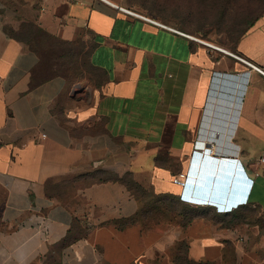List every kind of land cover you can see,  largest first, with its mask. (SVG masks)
<instances>
[{"label":"crops","instance_id":"1","mask_svg":"<svg viewBox=\"0 0 264 264\" xmlns=\"http://www.w3.org/2000/svg\"><path fill=\"white\" fill-rule=\"evenodd\" d=\"M121 2L0 0V264H176L183 241L196 264H264V74L242 61L264 71V15L219 51ZM15 23L87 47L93 74L42 70ZM209 145L225 193L202 186ZM186 172L232 209L184 201ZM127 177L177 209L124 225L145 206Z\"/></svg>","mask_w":264,"mask_h":264},{"label":"rangeland","instance_id":"2","mask_svg":"<svg viewBox=\"0 0 264 264\" xmlns=\"http://www.w3.org/2000/svg\"><path fill=\"white\" fill-rule=\"evenodd\" d=\"M128 10L150 17L164 25L178 29L208 43L224 47L233 46V25L244 24L257 12L253 0H120ZM16 30L9 32L24 37L40 56V68L60 72L72 81H80L93 74L88 63L89 49L83 46L65 45L45 38L29 28L26 23H15ZM19 26V27H18ZM18 28V29H17ZM141 186V185H140ZM142 187V186H141ZM142 187L141 194H145ZM144 212L154 210L153 198L146 190ZM153 217V218H152ZM149 221H157L158 215H149Z\"/></svg>","mask_w":264,"mask_h":264},{"label":"trees","instance_id":"3","mask_svg":"<svg viewBox=\"0 0 264 264\" xmlns=\"http://www.w3.org/2000/svg\"><path fill=\"white\" fill-rule=\"evenodd\" d=\"M209 1L210 0H201V2H209ZM227 1H231V0H227ZM253 2L257 3V4H255V6L257 5V12H256L255 16L253 18L249 19L244 24H238V21L234 22L235 23V25H233L234 34H233V37L231 36V38H230V41H232L234 46L237 45L239 40L264 15V0H253ZM27 25H28L29 28H32L33 30H35V32L43 35L45 38H47L49 40L56 41L54 38H52L47 33H45L41 28H39V27H37V26H35L33 24H27ZM8 33L10 35L14 36L10 32H8ZM65 45H70V44H65ZM114 179L119 181V179L117 177H114ZM120 181H122L124 184H126V186L130 189V191H132L138 198L144 197V195L147 193L146 190H145V194H141L139 190H141L142 187L137 182H135L133 179H131V178L127 177L126 179H122ZM227 190H228V187H224V193L227 192ZM184 191H185V196L183 197V200L187 202L186 195L189 194V193L191 194V191L187 190V189H184ZM224 195L222 196V198L218 199V200H220V203L219 202H214V201H213V203H215L216 207L219 208L220 210L229 211V210L232 209V206L234 205V202H231L230 200L226 201ZM200 197H203V196L200 195ZM156 203H161V204L163 203L164 204L163 207H165L169 211L177 209V207L175 209L176 203L173 202V201L166 202V200H165L164 202H162V199H158V200L155 199V204ZM224 203L227 205V209H225V210L220 205V204H224ZM156 208H158V207H156ZM159 211L161 212V210H159ZM147 215L149 216L150 212H147V213L140 212L135 218H133L131 220H127L123 224L127 225V224L137 223L139 220H141V218L147 217ZM184 216H185V222L186 221L190 222L192 220V218L188 219L187 215H184ZM185 224H187V222ZM187 249H188L187 243L185 241H183L178 247V253H177L176 258H175L176 264H196V263L191 262L187 258Z\"/></svg>","mask_w":264,"mask_h":264},{"label":"built area","instance_id":"4","mask_svg":"<svg viewBox=\"0 0 264 264\" xmlns=\"http://www.w3.org/2000/svg\"><path fill=\"white\" fill-rule=\"evenodd\" d=\"M122 10L125 11V12H127V13H130V14H132L134 16L140 17V15H138L137 13L128 11V10L123 9V8H122ZM144 19H146V18H144ZM147 20H149V19H147ZM149 21H151V20H149ZM151 22L154 23V24H156V25H159L161 27L166 28V26H164V25H162V24H160L158 22H155V21H151ZM180 34L183 35V36H186L185 34H182V33H180ZM186 37H189L191 39H194V40H197V41H199L201 43H204L207 46H209V47H211V48H213L215 50L223 51V49L218 48V47L213 46V45H210L209 43H207L205 41H202V40L196 39L194 37H190V36H186ZM239 59H241V58H239ZM242 61L245 62L246 64H248L249 66H251L254 70H256V71L264 74V71L262 69L254 66L252 64H250L249 62H247V61H245L243 59H242ZM43 137H45V135ZM211 142H213V141H211ZM204 153H205V157H206V156H210L211 153L216 154L217 151L214 152L213 150H211V148H207V149L204 150ZM260 163L264 164V157L261 158ZM172 182H173L174 185L182 188L183 190L184 189L190 190V188H192L193 186H195V183H196V182L195 183L193 182L192 174H190L189 172L180 173V174L174 176ZM231 188L232 187H230V186L228 187L229 190H231ZM208 192L211 193L210 190H208ZM212 195H213V193H212ZM206 197H207L206 195H203V198H198V196L196 194L195 195H192L190 193L186 195V199L189 202L198 203V204L199 203L200 204H203L204 203V204H207V205H213V201L211 199H209V198H206ZM220 205L222 206V208L224 210L227 209V205L225 203L224 204H220Z\"/></svg>","mask_w":264,"mask_h":264},{"label":"water","instance_id":"5","mask_svg":"<svg viewBox=\"0 0 264 264\" xmlns=\"http://www.w3.org/2000/svg\"><path fill=\"white\" fill-rule=\"evenodd\" d=\"M215 142V141H213ZM212 145H209L208 148H211ZM214 157L204 156L202 157V162L204 164H209L208 168L210 169H222V175L217 174L214 175L213 173L209 174V178L206 184H203V187H206L207 190H210L214 195L218 194L223 186L225 187H233L231 185V180L228 177V172L232 169L233 165L232 161L228 157H222V160L219 161ZM229 168V169H228ZM201 185L200 183L196 182L195 187Z\"/></svg>","mask_w":264,"mask_h":264},{"label":"bare ground","instance_id":"6","mask_svg":"<svg viewBox=\"0 0 264 264\" xmlns=\"http://www.w3.org/2000/svg\"><path fill=\"white\" fill-rule=\"evenodd\" d=\"M218 48H219V47H218ZM216 135H219V134H216ZM207 140H208V141H215V142H216V139H215V138H212V137H209Z\"/></svg>","mask_w":264,"mask_h":264}]
</instances>
